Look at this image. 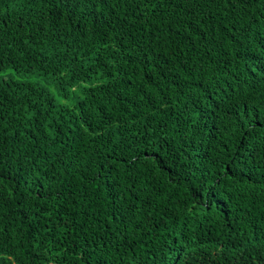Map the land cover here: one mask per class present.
<instances>
[{
    "label": "trees",
    "instance_id": "obj_1",
    "mask_svg": "<svg viewBox=\"0 0 264 264\" xmlns=\"http://www.w3.org/2000/svg\"><path fill=\"white\" fill-rule=\"evenodd\" d=\"M0 264H264V0H0Z\"/></svg>",
    "mask_w": 264,
    "mask_h": 264
},
{
    "label": "rangeland",
    "instance_id": "obj_2",
    "mask_svg": "<svg viewBox=\"0 0 264 264\" xmlns=\"http://www.w3.org/2000/svg\"><path fill=\"white\" fill-rule=\"evenodd\" d=\"M14 77L16 79H23V80H29L30 82L37 83L38 85L44 87L47 89L55 98L56 102L59 105H69L70 102L63 96V91L60 89V86L58 85L57 81L54 80L52 77H45V76H38V75H17L14 74V72L7 71L2 72L0 71V78H11Z\"/></svg>",
    "mask_w": 264,
    "mask_h": 264
}]
</instances>
